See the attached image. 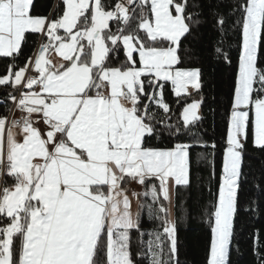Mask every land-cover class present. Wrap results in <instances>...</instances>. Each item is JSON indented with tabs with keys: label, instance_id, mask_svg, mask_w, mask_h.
Here are the masks:
<instances>
[{
	"label": "snow or ice",
	"instance_id": "1",
	"mask_svg": "<svg viewBox=\"0 0 264 264\" xmlns=\"http://www.w3.org/2000/svg\"><path fill=\"white\" fill-rule=\"evenodd\" d=\"M64 4L62 15L49 19L32 13L34 0H0V60L8 61L0 104L20 113L11 120L0 115V264H145L141 257L179 264L170 184L190 188L193 152L209 146L199 127L204 100L191 98V90L202 91L201 69L181 67V53L192 51L185 41L206 22L203 6L200 0ZM211 15L227 35L225 14ZM228 16L238 30L237 72L207 220V264H230L249 138L264 151V0H235ZM33 34L43 42L20 62ZM121 51L124 59L114 62ZM216 52L231 63L230 54ZM168 85L184 101L175 122ZM132 182L150 186L147 207L162 232H141L126 187ZM176 205L179 214V191ZM143 235L150 237L146 251L137 243Z\"/></svg>",
	"mask_w": 264,
	"mask_h": 264
},
{
	"label": "trees",
	"instance_id": "2",
	"mask_svg": "<svg viewBox=\"0 0 264 264\" xmlns=\"http://www.w3.org/2000/svg\"><path fill=\"white\" fill-rule=\"evenodd\" d=\"M203 6L205 23L194 32V37H189L185 44L192 51L181 53L184 68H200L202 72V91L199 95L196 91L192 93V99L204 100L201 114L203 121L199 125L203 136L201 139L209 146L197 149L193 152L191 163V187L174 190V221L177 232V259L179 264H207L209 254V243L211 238L210 227L207 222L208 215L212 211L215 201V193L218 190L219 178L222 173L223 150L226 137V113L230 106L232 90L237 72V40L238 30L232 27L235 17L228 16L235 0H200ZM65 7L61 0H34V15L54 19L62 15ZM211 10H219L228 19L227 35L218 32L214 26L215 17ZM115 31V22L111 25ZM40 37L29 35L27 43L23 47V55L20 62L33 55ZM231 44V48H229ZM220 47L222 53L231 56L228 63L223 54H218L216 48ZM124 59L123 52L113 54L114 62ZM8 64L7 60H0V73ZM5 90L0 88V96ZM10 91V89H9ZM166 102L172 109L173 122L179 119V113L184 106V101H178L171 90L166 86ZM187 102H191L188 99ZM12 104L8 103L6 108L0 104V115H9ZM215 143L216 148L211 145ZM203 154L204 159L200 158ZM241 188L239 190L240 212L236 220L235 238L230 246V264H262L264 262V151L255 148L251 137L247 144V150L243 156L241 165ZM9 183L11 181L9 180ZM136 185L137 211L141 217V232H162L159 220L153 218L147 205L151 203V197L144 193L150 190L136 182L128 184ZM177 191H179L180 208L177 210ZM167 203V202H165ZM137 213V212H136ZM254 234H256L254 236ZM256 236L259 237V243ZM150 237L140 236L137 240L142 250H147L146 241ZM145 264H147V259Z\"/></svg>",
	"mask_w": 264,
	"mask_h": 264
},
{
	"label": "crops",
	"instance_id": "3",
	"mask_svg": "<svg viewBox=\"0 0 264 264\" xmlns=\"http://www.w3.org/2000/svg\"><path fill=\"white\" fill-rule=\"evenodd\" d=\"M62 1H64V0H62ZM64 7H65V4H64ZM54 59L55 60H59V57H55L54 56ZM191 92L193 93V92H195V90H191ZM175 188H176V186H174L173 184H170V195L172 197L173 207H174L173 198H174V189ZM132 194H134V192L133 191H130V189L128 188V195H129V199L130 200L132 199ZM137 205H138L137 198H136V202H133V200H131V210L133 212L134 217H135L136 212H137Z\"/></svg>",
	"mask_w": 264,
	"mask_h": 264
},
{
	"label": "built area",
	"instance_id": "4",
	"mask_svg": "<svg viewBox=\"0 0 264 264\" xmlns=\"http://www.w3.org/2000/svg\"><path fill=\"white\" fill-rule=\"evenodd\" d=\"M49 19H50V18H49ZM42 42H43V41H42V39L40 38V41H39V43H38V46H37V48H36V50H35L33 56L38 52L39 47H40V44H41ZM19 116H20V113H19L18 111L15 110V105L12 104V108H11V111H10V113H9V115H8V118H9L10 120H11V119H18Z\"/></svg>",
	"mask_w": 264,
	"mask_h": 264
},
{
	"label": "rangeland",
	"instance_id": "5",
	"mask_svg": "<svg viewBox=\"0 0 264 264\" xmlns=\"http://www.w3.org/2000/svg\"><path fill=\"white\" fill-rule=\"evenodd\" d=\"M61 2L64 4V1L61 0ZM135 188H136V185L135 184L134 185L132 184L129 187L130 191L134 190ZM133 192L135 193V191H133ZM135 196L136 195L132 194V199L131 200H133V202H136V197ZM173 202H174V198H173ZM169 208H170V211H169V219L172 220V221H174V207H173V203H171V205H169Z\"/></svg>",
	"mask_w": 264,
	"mask_h": 264
}]
</instances>
